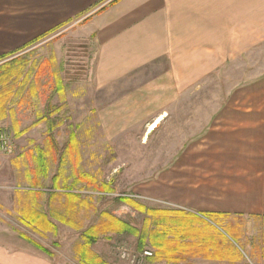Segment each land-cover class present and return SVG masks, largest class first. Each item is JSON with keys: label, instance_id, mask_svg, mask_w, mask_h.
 I'll use <instances>...</instances> for the list:
<instances>
[{"label": "rangeland", "instance_id": "1", "mask_svg": "<svg viewBox=\"0 0 264 264\" xmlns=\"http://www.w3.org/2000/svg\"><path fill=\"white\" fill-rule=\"evenodd\" d=\"M81 28L67 24L0 61V129L12 144L10 154L0 152V242L52 264H137L120 251L138 252L139 238L118 233L109 216L137 231L162 221L165 214L154 218L121 197L148 209L165 206L144 193L145 184L193 142L203 122L264 117V44L234 60H158L119 77L97 68L96 47ZM212 221L220 234L212 264H258L264 221ZM173 238L169 255L183 257ZM141 247L154 255L146 241ZM148 258L139 264H153Z\"/></svg>", "mask_w": 264, "mask_h": 264}, {"label": "crops", "instance_id": "2", "mask_svg": "<svg viewBox=\"0 0 264 264\" xmlns=\"http://www.w3.org/2000/svg\"><path fill=\"white\" fill-rule=\"evenodd\" d=\"M76 23L96 47L97 68L123 77L158 60L237 59L248 46L264 44V0H0V61ZM202 124L145 184L144 193L165 205L151 207L165 214L166 231L153 264H212L219 238L212 220L264 221V117L212 116ZM175 236L183 257L169 255ZM257 262L264 264L260 248ZM0 264L52 263L0 242Z\"/></svg>", "mask_w": 264, "mask_h": 264}, {"label": "trees", "instance_id": "3", "mask_svg": "<svg viewBox=\"0 0 264 264\" xmlns=\"http://www.w3.org/2000/svg\"><path fill=\"white\" fill-rule=\"evenodd\" d=\"M116 1V0H115ZM0 100H2L1 96H0ZM1 110V109H0ZM3 110V108H2ZM1 110V112H2ZM37 160L39 161V166H40V173L43 175V176H46V169L44 168V160H43V155L40 153L39 157H37ZM39 171V170H38ZM38 173V172H37ZM36 176V175H35ZM37 179V178H35ZM34 187H37L38 186V180H34ZM97 188V187H96ZM68 196L73 198V197H79L78 194H75L73 192H68ZM122 199L124 200H127L130 202V204L138 209L139 211H143V212H147L148 213H151L150 215L152 217L155 218V214H161V212H159V210H156L154 208H147L145 207L143 204H141L140 202H138L137 200H134V199H131L130 197H121ZM108 216V215H107ZM113 222L115 224L118 225V229H116V231L118 233H126V234H133L135 236H137L139 238V241H140V247H139V251L143 250L141 246L144 245L145 241L148 243V245H150L152 248L156 249V251L154 252V257L152 259H157L160 257V244L163 243L166 239V231L161 229V221H158V220H150V222L148 223V225L146 226L145 225V228H143L144 230L142 231H137V229L135 227H132L130 224H128L127 222H124V221H120L118 220L117 218L115 217H112V216H109ZM151 225H154V228L151 227ZM114 226V225H113ZM89 232H91V229L87 230L84 235H86L88 237V240L86 242V245L87 243H91V239L89 240V236L88 235H92V234H89ZM220 236V234H219ZM218 238V237H217ZM221 238L223 239L224 237L221 235ZM218 241V239H217ZM167 242V240H166ZM150 259V258H148Z\"/></svg>", "mask_w": 264, "mask_h": 264}, {"label": "built area", "instance_id": "4", "mask_svg": "<svg viewBox=\"0 0 264 264\" xmlns=\"http://www.w3.org/2000/svg\"><path fill=\"white\" fill-rule=\"evenodd\" d=\"M0 152L10 154L12 152V144L7 131L0 129ZM153 252L149 249H143L138 252H131L127 249H121V258L127 259L130 263L139 264L143 259L151 257Z\"/></svg>", "mask_w": 264, "mask_h": 264}]
</instances>
